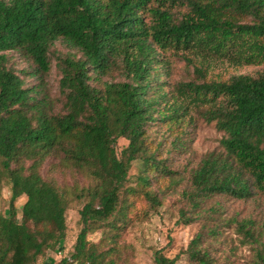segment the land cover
Segmentation results:
<instances>
[{
  "label": "trees",
  "instance_id": "trees-1",
  "mask_svg": "<svg viewBox=\"0 0 264 264\" xmlns=\"http://www.w3.org/2000/svg\"><path fill=\"white\" fill-rule=\"evenodd\" d=\"M176 9L183 10L180 17ZM59 39L82 55L60 57L64 112L54 113L39 97L40 84L25 87L8 66L7 52L30 58L42 76L51 69L50 49ZM168 51L182 56L202 80L179 82L172 102L156 74L165 65L160 53ZM217 61L264 64V0H0V185L3 177L11 183L9 214L0 212V264H36L67 236L71 200L42 175L49 157H60L92 180L74 191L84 198L81 229L70 257L56 264H118L116 245L101 248V241L88 236L109 227L117 239L139 196L155 207L162 204L152 189L156 173L174 172L151 147L149 126L182 127L187 107L177 99L224 133L225 152L209 154L191 172L192 189L185 194L194 205L215 195L248 199L264 193V71L208 79ZM115 70L125 79H102ZM120 138L129 142L119 153ZM138 158L143 165L136 185H129ZM22 197L23 215L35 224L17 218ZM238 227L257 241L252 221ZM205 243L204 233H197L186 250L188 260L220 264ZM257 258L256 264H264L261 250ZM177 259L163 248L154 250L156 264Z\"/></svg>",
  "mask_w": 264,
  "mask_h": 264
},
{
  "label": "rangeland",
  "instance_id": "rangeland-1",
  "mask_svg": "<svg viewBox=\"0 0 264 264\" xmlns=\"http://www.w3.org/2000/svg\"><path fill=\"white\" fill-rule=\"evenodd\" d=\"M182 11L176 9V16L180 17ZM69 54L77 57L82 55L67 41L59 39L50 49L51 69L48 73L42 76L34 73L33 61L15 50L7 52L8 66L21 76L25 87L40 84L39 97H45L49 112H64L58 64L60 57ZM160 58L165 61V65L157 69V81L163 85L168 97H171V102L174 101L171 95L179 82L202 81L195 74L194 67L188 65L182 56L168 51L160 53ZM263 71L264 64L236 66L217 61L209 66L208 79H228L240 74L257 75ZM102 79L122 81L125 78L119 70H115ZM176 101L182 107H187L185 116L180 118L185 119L182 127L171 130L158 122L149 126L151 147L158 150L161 160L174 172L171 176L156 173L157 180L154 181L152 189L158 192L162 204L155 207L144 196H139L134 200L132 211L127 216L128 223L117 239L112 237L114 230L110 231L109 227L91 233L88 237L96 243L101 241V248L116 245L120 252L117 257L118 264H156L154 250L160 248H163L167 256L178 257L177 264H192L186 250L195 235L202 232L206 236L205 244L209 245L212 256L220 264H256L257 252L261 250L264 254V193L254 192L253 197L248 199L215 195L201 202L198 207L194 205L185 194V191L192 189L191 172L209 154L225 152L221 144L224 133L217 129L215 122H207L193 105L188 106V102L180 99ZM128 142L126 138L118 140L119 153ZM142 165L143 159L138 158L133 162L129 185H136V177ZM41 173L54 180L71 200L67 211V236L56 249L46 251L36 263L56 264L64 257H70L81 229L80 209L83 207L84 198H76L74 191L77 187L88 186L92 180L86 172L66 166L60 157L47 158L41 167ZM10 198L11 183L3 177L0 185V212L9 214ZM25 201L26 198L22 197L16 203L19 221L25 217L22 212ZM26 220L29 224L36 223L33 218ZM244 221H252L257 241L246 239L240 232L238 225ZM37 226L43 230L53 229L48 224L37 223ZM211 229L218 230L217 238L210 235Z\"/></svg>",
  "mask_w": 264,
  "mask_h": 264
}]
</instances>
